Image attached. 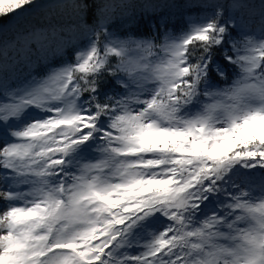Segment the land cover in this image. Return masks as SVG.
<instances>
[{
	"label": "snow or ice",
	"instance_id": "obj_1",
	"mask_svg": "<svg viewBox=\"0 0 264 264\" xmlns=\"http://www.w3.org/2000/svg\"><path fill=\"white\" fill-rule=\"evenodd\" d=\"M0 97V264H264V0H0Z\"/></svg>",
	"mask_w": 264,
	"mask_h": 264
},
{
	"label": "trees",
	"instance_id": "obj_2",
	"mask_svg": "<svg viewBox=\"0 0 264 264\" xmlns=\"http://www.w3.org/2000/svg\"><path fill=\"white\" fill-rule=\"evenodd\" d=\"M137 2H139V0H137ZM153 2H163V0H153ZM161 11H164V10L161 9ZM252 27L253 29H256L258 27V23H253Z\"/></svg>",
	"mask_w": 264,
	"mask_h": 264
},
{
	"label": "rangeland",
	"instance_id": "obj_3",
	"mask_svg": "<svg viewBox=\"0 0 264 264\" xmlns=\"http://www.w3.org/2000/svg\"><path fill=\"white\" fill-rule=\"evenodd\" d=\"M0 99H2V97H0ZM259 175H260L259 172H257V178L259 177Z\"/></svg>",
	"mask_w": 264,
	"mask_h": 264
}]
</instances>
